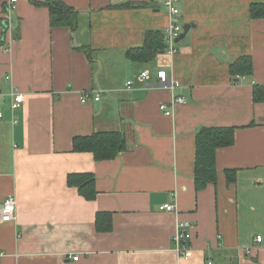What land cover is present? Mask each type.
Wrapping results in <instances>:
<instances>
[{"label": "crops", "instance_id": "1", "mask_svg": "<svg viewBox=\"0 0 264 264\" xmlns=\"http://www.w3.org/2000/svg\"><path fill=\"white\" fill-rule=\"evenodd\" d=\"M35 1L10 11L0 0V205L16 200L15 218L0 222V264H264V101L253 100L264 18L250 14L264 0H177L190 28L171 54L163 0H61L79 12L75 31L51 26ZM151 31L165 49L132 59ZM243 56L250 73H234ZM160 70L180 87L157 85ZM11 92L23 95L16 108ZM173 96L185 101L172 106ZM208 127H232L233 143L216 148V181L198 190L196 135ZM98 131H118L123 150L96 159L73 149ZM77 173L94 176L92 199L69 184ZM182 222L187 258L173 241Z\"/></svg>", "mask_w": 264, "mask_h": 264}, {"label": "trees", "instance_id": "2", "mask_svg": "<svg viewBox=\"0 0 264 264\" xmlns=\"http://www.w3.org/2000/svg\"><path fill=\"white\" fill-rule=\"evenodd\" d=\"M35 4L48 8L50 25L63 26L75 31L79 25V12L61 0L35 1ZM250 14L253 18H264V2L252 3ZM88 58L91 57L90 45L79 47ZM165 49L162 33L151 31L147 33L145 44L141 48L128 51L132 59L146 61L157 52ZM232 71L248 74L251 71V60L243 56L233 64ZM255 102L264 101V88L257 86L253 92ZM233 143L232 127H208L201 129L196 135L195 151V185L202 189L209 183L216 181L215 150L217 147ZM124 148V138L118 131H98L91 135L76 137L73 140L75 151H90L96 159H110ZM228 179L232 180V173L228 171ZM69 184L78 187L79 192L87 199L96 194L95 178L90 173H77L68 176Z\"/></svg>", "mask_w": 264, "mask_h": 264}, {"label": "built area", "instance_id": "3", "mask_svg": "<svg viewBox=\"0 0 264 264\" xmlns=\"http://www.w3.org/2000/svg\"><path fill=\"white\" fill-rule=\"evenodd\" d=\"M15 2L16 0H9V10L13 11L15 8ZM177 0H163L164 7L168 10L171 19L168 25L166 26L164 30V36L166 40L168 41V53H173L175 51V42L180 33L182 32V24L179 20L180 10L177 6ZM140 77L143 79L148 78V72L146 70L142 71L140 73ZM157 78H158V84L159 86L165 87L170 89L171 91H174L176 88L180 87V83L177 80H174L173 78H170L167 76L166 72L164 70H160L157 72ZM131 81H127L126 84L130 85ZM12 104L11 108H16L20 105V103L23 101V95L21 93H12ZM100 92L96 91L94 93L93 99L97 100L99 99ZM91 97L90 91H84L82 95L83 101H86L88 98ZM185 101V98L183 96H173L172 100L170 101V104L174 106L177 103H183ZM159 109L162 111L165 115H172L173 112L168 108L167 103H161L159 105ZM160 210L163 211H175V206L172 203L165 202L162 203L159 206ZM15 209H16V200L14 197H7L0 205V222H6L13 220L15 218ZM189 223L188 222H182L178 223L176 226V232L173 236V241L175 243V251L179 256H182L184 258H187L189 255L188 247H187V241L190 239V233L187 231ZM256 241H261V236H256ZM78 255L73 256V260H77ZM208 264H211V261L207 262ZM205 262L201 264H207Z\"/></svg>", "mask_w": 264, "mask_h": 264}, {"label": "water", "instance_id": "4", "mask_svg": "<svg viewBox=\"0 0 264 264\" xmlns=\"http://www.w3.org/2000/svg\"><path fill=\"white\" fill-rule=\"evenodd\" d=\"M3 25H4L3 29L6 30V28L9 25V20L8 19L7 20H4L3 21ZM189 28H190V25L189 24H184L182 26V32L180 33V35L178 36V38L176 39V41L182 39L185 36V34L187 33V31H188Z\"/></svg>", "mask_w": 264, "mask_h": 264}]
</instances>
